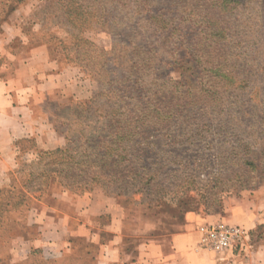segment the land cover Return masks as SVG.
<instances>
[{"label": "rangeland", "instance_id": "obj_1", "mask_svg": "<svg viewBox=\"0 0 264 264\" xmlns=\"http://www.w3.org/2000/svg\"><path fill=\"white\" fill-rule=\"evenodd\" d=\"M150 2L158 8V17L177 14L180 23L177 8L184 2ZM205 2L208 11L218 18V26L227 29L229 38L235 33L242 40V51L236 48L241 56L230 59L238 66L228 68V78L214 77L216 90L226 101L208 98L203 90L198 93L194 114L200 119L188 118L172 128L174 136L156 138L159 145L147 161L157 162L150 166L152 179L127 192L108 194L127 210L162 219L167 226L182 222L189 211L216 213L227 197L264 190V0L243 2L233 9L234 4L224 8L212 5L210 0H187V7ZM134 5L127 0H0V75L10 77L34 48H45L60 69L71 72L78 89L83 90V97L67 99L56 92L40 111L46 124L60 135L61 146L40 148L34 138L16 142V166L3 175L5 183L0 185V264H99L98 231L70 235L60 252L48 249L46 253L38 250L22 255L26 254L22 240L35 234L29 218L32 211L46 209L47 205L59 213L72 214L73 203L77 205L86 197L74 193L75 196H66L70 191L59 179L42 176L40 170L47 153L67 145L66 136L82 135V125L70 123L74 118L71 108L108 88L106 82L112 77L117 76L116 80L124 75L126 68L123 73L122 68L117 70L118 65H130V40L145 28L142 26H147L145 20L140 26L131 25L138 17ZM183 24L188 26L184 32L189 38L191 24ZM154 35L149 30L145 34L150 41L157 40L158 34L151 37ZM184 68L164 66V76L184 78ZM114 72L117 75H111ZM232 77L237 81L229 83ZM242 78L248 81L241 82ZM205 121L211 125L204 126ZM244 158H255L258 166L251 167ZM97 190L104 192L101 187L92 189ZM101 235L108 240L111 233L103 231ZM15 244L21 249L18 256L11 251Z\"/></svg>", "mask_w": 264, "mask_h": 264}, {"label": "trees", "instance_id": "obj_2", "mask_svg": "<svg viewBox=\"0 0 264 264\" xmlns=\"http://www.w3.org/2000/svg\"><path fill=\"white\" fill-rule=\"evenodd\" d=\"M127 1L135 4L133 7L138 13L135 22L131 18V25L140 26L145 20L147 26H142L145 28L141 30L145 34L148 30L155 34L151 37L158 34L157 40L150 41L142 31L132 37L130 65L117 67V70L122 68L123 73L126 70L124 75L116 80L117 76L112 77L106 82L108 88L71 108L74 118L70 123L82 125V135L66 136L67 145L47 153L40 170L42 176L58 178L71 194L81 195L101 187L106 194L118 195L129 191L130 187L145 185L152 179L150 166L157 163L147 162L149 154L159 145L156 138L174 136L172 128L188 118L200 119L194 114V105L202 90L204 96L221 100L223 95L216 90L214 77L228 78V68L238 66V62H230V59L241 56L236 48L242 51V40L237 39L235 33L229 38L227 29L218 26V18L208 11L206 2L187 7V0H180L184 5L177 8L181 20L178 23L177 14L158 17V8L153 6L152 0ZM210 1L224 8L234 4L233 9L251 0ZM185 22H189L193 30L189 38L184 32L188 27L183 24ZM168 65L186 67L187 74L177 80L164 76V66ZM228 81L234 83L237 79L232 77ZM103 97L106 100L102 102L100 98ZM239 123L245 122L240 120ZM206 125L211 123L205 121ZM85 128L88 131L85 132ZM263 156L264 148L261 161ZM254 159L244 158V162L256 167Z\"/></svg>", "mask_w": 264, "mask_h": 264}, {"label": "crops", "instance_id": "obj_3", "mask_svg": "<svg viewBox=\"0 0 264 264\" xmlns=\"http://www.w3.org/2000/svg\"><path fill=\"white\" fill-rule=\"evenodd\" d=\"M56 92L64 99L83 97L77 79L60 69L45 48H34L10 77L0 75V185L5 183L3 175L16 166V142L34 138L40 148L61 146L60 135L40 113ZM253 193L227 197L216 213L189 211L182 222L167 226L162 219L127 210L102 190L90 191L77 195L86 197L73 203L72 214L47 205L32 211L35 234L23 237L22 255L60 252L70 235L98 231L99 264H264V190ZM215 222L241 227L245 234L240 244L225 252L201 248L200 226ZM103 231L111 233L108 240H103ZM20 250L15 244L11 251L18 256Z\"/></svg>", "mask_w": 264, "mask_h": 264}, {"label": "built area", "instance_id": "obj_4", "mask_svg": "<svg viewBox=\"0 0 264 264\" xmlns=\"http://www.w3.org/2000/svg\"><path fill=\"white\" fill-rule=\"evenodd\" d=\"M199 245L203 249L225 252L240 244L245 232L241 227L226 222L207 223L200 226Z\"/></svg>", "mask_w": 264, "mask_h": 264}]
</instances>
